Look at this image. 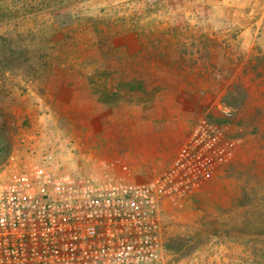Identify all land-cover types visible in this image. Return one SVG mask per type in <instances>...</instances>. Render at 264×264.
Returning <instances> with one entry per match:
<instances>
[{"label":"rangeland","instance_id":"obj_1","mask_svg":"<svg viewBox=\"0 0 264 264\" xmlns=\"http://www.w3.org/2000/svg\"><path fill=\"white\" fill-rule=\"evenodd\" d=\"M200 1L189 0L190 8L205 3L230 9L264 6L260 0ZM170 3L0 0V137L4 149L0 181L23 168L43 164L42 153L52 151L48 142L54 140L48 123L55 113H62L57 94L60 88L77 90L82 86L84 80L77 78L80 71H90L89 85L110 106L126 101L151 102L159 87L173 81L156 77L168 76L163 70L174 66L152 60L147 63L148 73L140 71L145 65L134 61L133 69L126 72L128 48H112L114 40L120 45L132 38H176L170 29L172 21L166 18L168 11L163 13ZM185 4L187 8L188 1ZM258 42L253 47L220 48L208 64L207 78L178 79L194 88L193 82H203L197 85L203 91L197 96L200 109L196 123L207 117L224 124L225 138L234 144V152L182 207L169 204L175 216L164 208L165 264H264V31ZM100 55L105 60L101 64L95 59ZM94 70L100 77L93 78ZM143 74L148 77H138ZM64 92L61 96L65 99L72 97L70 91ZM219 102L234 109L232 120L219 116ZM55 136L63 143L71 141L69 147H74L72 136ZM178 214H186L185 221Z\"/></svg>","mask_w":264,"mask_h":264},{"label":"built area","instance_id":"obj_2","mask_svg":"<svg viewBox=\"0 0 264 264\" xmlns=\"http://www.w3.org/2000/svg\"><path fill=\"white\" fill-rule=\"evenodd\" d=\"M216 109L233 119L230 105ZM225 129L202 117L171 166L139 183L65 173L44 151L42 165L0 181V264H165L164 204L182 207L232 159Z\"/></svg>","mask_w":264,"mask_h":264},{"label":"crops","instance_id":"obj_3","mask_svg":"<svg viewBox=\"0 0 264 264\" xmlns=\"http://www.w3.org/2000/svg\"><path fill=\"white\" fill-rule=\"evenodd\" d=\"M168 1L170 6L164 8L163 13L168 11L166 18L172 21L170 29L176 38L165 41L132 38L120 45L114 40L112 48H128L124 56L126 72L133 69L134 61L145 65L140 71L148 73L147 63L152 60L173 65L163 70L169 72L168 76L158 74L156 77L173 81L159 87L151 102L126 101L110 106L103 103L100 93L89 85L90 71H80L77 78L84 80L83 85L77 90L59 89L56 103L62 113H55L48 123L52 129L50 137L54 139L48 142L54 154L53 168L78 176L95 177L99 183L109 180L145 182L166 171L196 124L200 109L197 96L203 91L197 87L203 84L202 81L193 82L194 88L178 79L202 80L209 77L208 64L213 62L212 58L222 47L259 44L260 33L264 31V6L248 8L244 5L241 9H230L226 5L208 7L205 3L190 8L189 0H180L179 3L178 0ZM187 1L189 6L185 8ZM246 1L250 3V0ZM262 3L264 0H260L259 4ZM95 59L99 64L105 61L101 55ZM140 76L148 77L145 74ZM94 77H100L96 70L93 71ZM148 89L145 91H150ZM64 91H70L72 97L65 99L61 96ZM65 110L76 114H64ZM58 133L72 136L74 147L55 136ZM169 204L166 202L164 208L175 216L177 213ZM177 217L185 221L186 214H178Z\"/></svg>","mask_w":264,"mask_h":264},{"label":"trees","instance_id":"obj_4","mask_svg":"<svg viewBox=\"0 0 264 264\" xmlns=\"http://www.w3.org/2000/svg\"><path fill=\"white\" fill-rule=\"evenodd\" d=\"M101 101H102L103 103H105V104H109V102H108L106 99H104V98H101ZM2 142H3V140H2L1 137H0V158H1L2 153L4 152V149H3V147L1 146V145H2ZM6 149H7V148H6ZM7 154H9V150H8ZM7 154H6V155H7Z\"/></svg>","mask_w":264,"mask_h":264}]
</instances>
